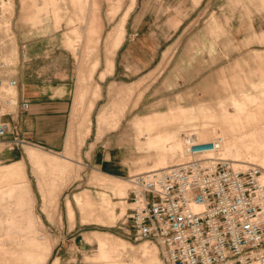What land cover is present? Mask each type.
I'll return each instance as SVG.
<instances>
[{"label": "rangeland", "instance_id": "obj_1", "mask_svg": "<svg viewBox=\"0 0 264 264\" xmlns=\"http://www.w3.org/2000/svg\"><path fill=\"white\" fill-rule=\"evenodd\" d=\"M35 1L47 9L37 27L30 21L33 8L25 11L13 0L11 29L0 32V75L36 72L65 84L68 133L63 152L28 142L11 149L0 141V264H165L156 243L135 242L129 234L124 179L176 165L185 135L202 142L196 149L221 138L237 169L264 170V0L176 1L185 4L161 13L160 25L170 17L172 33L162 32L153 67L140 75L120 72L116 83L98 77L104 38L112 34L108 0H87L83 7L73 0ZM130 1L123 0L121 14ZM93 17L103 28L92 51L83 30ZM96 58L101 64L90 80ZM240 89L253 96L241 98ZM170 107H176L170 118L159 117L172 111L145 118ZM90 113L85 138L81 120ZM109 151L121 164L117 176L100 174L93 163L95 154Z\"/></svg>", "mask_w": 264, "mask_h": 264}, {"label": "built area", "instance_id": "obj_2", "mask_svg": "<svg viewBox=\"0 0 264 264\" xmlns=\"http://www.w3.org/2000/svg\"><path fill=\"white\" fill-rule=\"evenodd\" d=\"M8 1L0 0V22ZM18 83L0 75V141L11 149L27 144L20 117L31 107L13 90ZM195 139L185 135L186 160L128 176L129 234L135 242L156 243L165 264H264L262 169L235 170L218 155V142L196 149Z\"/></svg>", "mask_w": 264, "mask_h": 264}, {"label": "crops", "instance_id": "obj_3", "mask_svg": "<svg viewBox=\"0 0 264 264\" xmlns=\"http://www.w3.org/2000/svg\"><path fill=\"white\" fill-rule=\"evenodd\" d=\"M73 1L80 7L87 4V0ZM176 1L180 0H131L128 7L121 14L123 0H108L109 6L106 19L108 23H112L113 25L111 27L112 34H109L107 38V32L104 38V68L98 74L100 82L107 81L106 78L108 77L111 78L109 80L110 83H116L120 72L131 71L134 75H140L153 67L155 61L162 53V32L167 31L169 35L172 33V28L168 25V23H171L170 17L165 18L163 25H160L161 13L165 11V8L185 4ZM21 5L25 11L26 9L33 8L34 14L30 18V21L35 27L40 26L43 22L40 16L43 12H47V9L41 8L35 0H21ZM130 12L131 23L126 36L125 25ZM102 28L103 26L99 18L96 17L91 18L86 23L83 36L87 35L85 45L88 50L93 51L98 49L102 37ZM72 32L78 35L76 28H72ZM108 56L111 58L108 59ZM100 64L99 58L93 61L90 80L94 77ZM18 81L20 82L18 87L19 95L28 99L31 103L30 110L22 113L20 117L21 137L26 142L38 145L43 149L53 152H63L68 133L67 113L71 109L66 85L62 83L56 85L55 82L40 79L36 72L28 78L19 77ZM97 85L101 89L100 84ZM240 92L242 93L241 98L253 96V94H248L244 89H240ZM225 93L228 94V91L225 90ZM93 102L97 103V99L93 100ZM175 108L170 107L167 112H155L146 115L145 118L164 115ZM174 114L172 111L170 115L160 116L159 118L165 120V118H170ZM91 115V113L90 115L85 114L81 120L82 132L85 134V138L91 132V120L89 121ZM182 116L184 115L182 114ZM177 118H179L182 125H186L182 123L184 118L181 120L180 115ZM179 128L184 129L183 126H179ZM28 151L35 152L30 147ZM93 163L101 172L99 173L105 176H117L116 174L121 170V164L113 156L112 151L103 152L102 156L95 154L93 156Z\"/></svg>", "mask_w": 264, "mask_h": 264}, {"label": "bare ground", "instance_id": "obj_4", "mask_svg": "<svg viewBox=\"0 0 264 264\" xmlns=\"http://www.w3.org/2000/svg\"><path fill=\"white\" fill-rule=\"evenodd\" d=\"M10 1V0H9ZM8 1V2H9ZM4 3L2 6H3V9H4V11H5V13H6V17H5V19L3 20V21H1L0 22V32L2 31V30H7V29H11L10 28V24H11V22H10V15H12V13H13V11H14V8H13V4H14V2H13V0H11L10 1V3ZM11 11V12H10ZM2 49V47H1V43H0V50ZM5 70V69H4ZM19 84V83H18ZM13 90H15V91H17V93H18V90L16 89V88H14ZM12 90V91H13ZM188 136V135H187ZM190 136H192V135H190ZM194 136V135H193ZM195 137V136H194ZM196 138V137H195ZM205 141V140H204ZM195 142H198V143H202V142H200V140L199 139H195ZM205 142H207V141H205ZM214 142H218L219 143V151H218V155L219 156H221V157H223L224 159H228L227 157H226V151H225V147H224V144H223V139H221V138H219V139H217L216 141H214ZM185 147H186V140L184 139V146H183V148H182V156H180V160H179V162L178 163H180V162H182V161H184V160H186V155H185ZM230 161V160H229ZM234 162L235 163H239L240 162V160H237V159H235L234 160ZM177 163V164H178ZM175 165V164H174ZM173 165V166H174ZM232 165V167L235 169V170H239V171H245L248 167H246V169H243V170H241V169H237L233 164H231ZM248 165H252V164H248ZM170 167H172V166H170ZM166 168H169V167H166ZM260 168V167H259ZM161 169H165V167L163 168V167H160L158 170H161ZM262 169V168H261ZM150 171H156V170H149V171H145V172H150ZM264 170L262 169V175H261V177H260V182H261V184H263L264 185V172H263ZM145 172H141V173H145ZM132 176V175H131ZM126 182H129V180H125ZM129 184H130V182H129ZM131 186V185H130ZM130 189V188H129ZM128 195H129V192H128ZM127 200H128V197H127ZM129 206L131 207V204H129ZM130 209V208H129ZM254 264H257V263H254Z\"/></svg>", "mask_w": 264, "mask_h": 264}]
</instances>
